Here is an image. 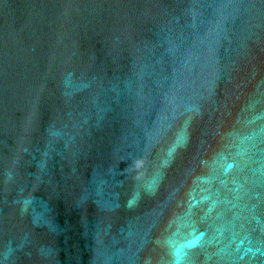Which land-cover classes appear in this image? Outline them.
<instances>
[{
  "label": "water",
  "instance_id": "95a60500",
  "mask_svg": "<svg viewBox=\"0 0 264 264\" xmlns=\"http://www.w3.org/2000/svg\"><path fill=\"white\" fill-rule=\"evenodd\" d=\"M0 264H264V0H0Z\"/></svg>",
  "mask_w": 264,
  "mask_h": 264
}]
</instances>
